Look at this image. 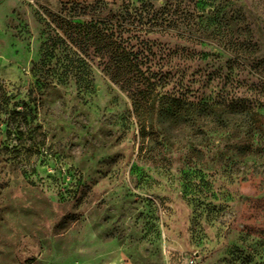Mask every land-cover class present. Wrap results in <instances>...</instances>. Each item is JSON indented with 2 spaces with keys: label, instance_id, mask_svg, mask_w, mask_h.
Segmentation results:
<instances>
[{
  "label": "rangeland",
  "instance_id": "obj_1",
  "mask_svg": "<svg viewBox=\"0 0 264 264\" xmlns=\"http://www.w3.org/2000/svg\"><path fill=\"white\" fill-rule=\"evenodd\" d=\"M96 1L0 0V264H264V0H152L179 18L144 37L165 90L259 113L227 169L184 164L190 129L170 164L145 159L140 117L101 71L87 93L38 80L46 22Z\"/></svg>",
  "mask_w": 264,
  "mask_h": 264
},
{
  "label": "trees",
  "instance_id": "obj_2",
  "mask_svg": "<svg viewBox=\"0 0 264 264\" xmlns=\"http://www.w3.org/2000/svg\"><path fill=\"white\" fill-rule=\"evenodd\" d=\"M153 6L152 0H123L117 8L103 0L93 4L68 2L62 12L46 22V38L41 45V59L34 65L35 76L39 81L54 77L59 83L75 80L87 93L94 90L96 72L101 71L129 95L133 111L140 117L144 157L154 164H170L164 151L184 140L190 129V141L200 138V142L188 150L183 160L186 166L227 169L240 165L238 160L225 159L224 154L235 150L241 156L246 151V144L238 145L239 140L261 132L254 125L259 113L254 106L246 110L239 100L204 101L192 98L183 89L165 90L164 80L150 66H144L149 56L144 37L179 18L174 17L168 5L160 15L152 10ZM181 6L175 7L179 11ZM203 32L213 37L216 30L205 28ZM261 67L264 71V60ZM210 132L223 133V149L212 144ZM233 139H239V143H232ZM213 148H217V157L204 160Z\"/></svg>",
  "mask_w": 264,
  "mask_h": 264
},
{
  "label": "crops",
  "instance_id": "obj_3",
  "mask_svg": "<svg viewBox=\"0 0 264 264\" xmlns=\"http://www.w3.org/2000/svg\"><path fill=\"white\" fill-rule=\"evenodd\" d=\"M63 1H71V0H63Z\"/></svg>",
  "mask_w": 264,
  "mask_h": 264
}]
</instances>
